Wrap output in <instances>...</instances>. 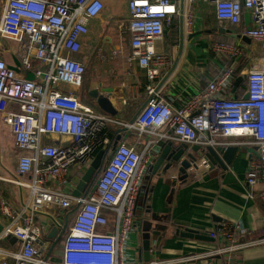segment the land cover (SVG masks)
I'll use <instances>...</instances> for the list:
<instances>
[{
    "label": "built area",
    "instance_id": "2783aa9c",
    "mask_svg": "<svg viewBox=\"0 0 264 264\" xmlns=\"http://www.w3.org/2000/svg\"><path fill=\"white\" fill-rule=\"evenodd\" d=\"M195 1L128 0L127 60L137 61L147 75L145 105L130 123L97 112L74 91L82 86L87 69L86 62L76 57L81 38L104 9L103 0H5L0 35L18 42L20 48L19 65L0 59V114L16 146L26 152L18 163V173L26 178L13 182L28 189L29 198L16 216L0 196V212L11 218L0 240L11 235L19 242L15 249L0 247L1 264H178L185 259L226 258L264 243V237L246 239L245 227L222 221L209 234L215 245L203 254L138 261L128 253L133 235L141 231L136 208L143 177L161 141L227 147L230 137L252 136L259 154L250 157L246 181L251 187L263 186L256 196L264 207V0H200L214 5L220 21L238 24L243 13L251 15L252 25L244 35L260 43L263 55L245 71L247 98L226 93L237 76L236 64L231 63L206 90L185 106H176L165 99L162 83V70L174 57L159 52L156 42L177 16L191 33L194 12L189 6ZM209 48L220 59L237 58L243 51L237 42H211ZM30 73L33 79L28 78ZM111 124L126 127L144 140L143 145L138 148L121 139L88 193L75 197L81 177H65L73 166L80 167L82 176L97 150L112 146L107 133ZM53 137L58 139L49 142ZM52 205L78 209L62 237L57 261L50 257L49 243L34 222L37 212ZM112 213V230L100 231Z\"/></svg>",
    "mask_w": 264,
    "mask_h": 264
},
{
    "label": "crops",
    "instance_id": "0c3cea01",
    "mask_svg": "<svg viewBox=\"0 0 264 264\" xmlns=\"http://www.w3.org/2000/svg\"><path fill=\"white\" fill-rule=\"evenodd\" d=\"M4 2L5 0L0 6V14ZM103 3L101 14L89 22V31L81 38V52L76 55L87 66L79 93L88 92L89 95L92 88L110 89L111 102L118 111L114 117L121 122H129L146 102L147 75L137 61L127 60L131 53V37L125 27L130 18L128 0H103ZM120 3H124L123 12L119 9ZM189 7L194 12L191 33L185 29L182 17L177 16L174 24L165 30L163 38L156 42L159 52L174 57L172 64L162 70L165 99L176 106H185L197 93L206 90L210 82L221 75L225 65L231 63L236 64L237 76L230 82L226 93L245 96L246 78L242 81L239 78L245 76L247 68L259 63L263 55L260 43L244 35L245 29L252 25L251 15L243 13L241 21L232 24L216 18L215 7L211 2L197 0ZM211 42H237L241 44L243 51L237 58L220 59L209 48ZM19 48L18 42L0 35V59L10 66L18 65ZM84 82L87 84L86 88ZM81 99L97 112L106 114L95 105L91 97L89 99L92 103L84 96ZM122 128H117L115 136L121 135V139L141 148L144 140ZM57 139L53 137L48 141ZM164 142L166 141H161L159 145ZM226 142L228 146L239 149L228 171L218 166L212 168L201 160L197 168H189L187 177L181 179L178 178L176 169L167 172L160 169L159 174H152V165L158 151L156 152L144 174L136 208L140 226L149 222L153 229L159 231L158 235H151L150 260L161 261L205 253L215 245L214 240L182 236L178 230L190 228L211 239V230L222 221L245 227L248 231L246 239L264 237V207L256 196L263 186L258 184L251 187L246 181L250 157H258V147L250 135L233 136ZM24 153V150L16 146L13 133L0 114V196L8 201L16 216L21 214L29 198L28 189L13 182L26 178L18 173L19 157ZM81 174L80 167L73 166L65 178L76 180ZM227 174H231L232 178H227ZM69 210L52 205L34 215V222L40 226L43 240L49 243L48 253L55 261L59 260L63 239L52 247L51 232L56 225L61 228L63 224H67L68 227ZM109 217L112 222V214ZM10 222L11 218L0 212V232ZM107 227L102 226L99 230L113 228ZM132 239L128 249L129 256L138 261H146L141 231L135 233ZM18 245L19 242L12 238L0 240V247L4 249H15ZM178 264H264V243L245 248L226 258L185 259Z\"/></svg>",
    "mask_w": 264,
    "mask_h": 264
},
{
    "label": "water",
    "instance_id": "95a60500",
    "mask_svg": "<svg viewBox=\"0 0 264 264\" xmlns=\"http://www.w3.org/2000/svg\"><path fill=\"white\" fill-rule=\"evenodd\" d=\"M197 35V34H196ZM19 65V63H18ZM29 79H33V74H28ZM246 76L240 77L239 81L245 79ZM111 90L108 88L97 89L92 88L89 90V97L94 100L95 105L104 113L114 117L117 115L118 111L111 102L110 99ZM244 98H247V94H245ZM145 105V104H144ZM143 105V106H144ZM143 108V107H142ZM141 108V109H142ZM140 109V111H141ZM139 111V112H140ZM137 113V115L139 114ZM137 115L129 121L130 123L134 122ZM126 130V127L122 128ZM121 131V130H120ZM121 140V135L114 140L112 146L106 150L102 149L98 151L90 163L89 168L87 171L81 176V179L76 185L75 190L73 191V195L75 197H79L81 195H86L88 193L89 187L95 181L96 175L101 171L103 163L105 161L106 156L109 159L112 152L115 150L118 142ZM238 147L235 146H201L198 144L190 146L186 143L175 144L173 141H166L164 142L158 150L156 155V159L152 165V174H159L160 169L163 171H174L175 169L178 171V178H186L187 177V170L191 167H198V163L203 160L206 162L210 167L218 166L225 171H228V167L232 163L235 155L238 152ZM108 154V155H107ZM227 178H232L231 174H227ZM67 228V224H63L60 228V225H56L53 227L51 236L53 238V246L54 247L62 238L64 231ZM178 232L182 236L195 238L199 240H214L209 239L207 236H204L199 231L193 229H185L183 231ZM159 231L153 229V226L149 222H145L143 226L141 225V235L143 239V246L142 248L145 250V260H150V252L152 249L151 245V235H158ZM13 239L15 237L9 235L7 239ZM16 240V238H15ZM215 241V240H214Z\"/></svg>",
    "mask_w": 264,
    "mask_h": 264
},
{
    "label": "trees",
    "instance_id": "16d2710c",
    "mask_svg": "<svg viewBox=\"0 0 264 264\" xmlns=\"http://www.w3.org/2000/svg\"><path fill=\"white\" fill-rule=\"evenodd\" d=\"M115 118V117H114ZM116 119V118H115ZM117 120V119H116ZM119 121V120H118ZM119 127H121V126H118V125H109L108 126V128H107V133H108V136L110 135V136H115V131L117 130V128H119ZM109 136V137H110ZM115 137H117V135L115 136ZM115 137H110L111 138V140H112V142H114V140H115ZM98 151H100V149H98L97 150V152ZM108 155V154H107ZM108 156H106V158H105V161H104V163H103V166H102V168H101V170L105 167V165H106V163H107V161H108V158H107ZM100 173V172H99ZM99 173L96 175V177H95V179L97 178V176L99 175ZM77 208H72V209H70L69 210V213L70 214H68V217H67V219H68V222H69V225L71 224L72 225V223H73V221H74V218H75V215H76V213H77ZM68 225V227H70ZM67 227V228H68ZM69 229V228H68Z\"/></svg>",
    "mask_w": 264,
    "mask_h": 264
},
{
    "label": "rangeland",
    "instance_id": "374dc122",
    "mask_svg": "<svg viewBox=\"0 0 264 264\" xmlns=\"http://www.w3.org/2000/svg\"><path fill=\"white\" fill-rule=\"evenodd\" d=\"M3 1H4V0H0V6L2 5ZM119 9L123 12V9H124V3H120ZM86 85H87L86 82H84V86H85L84 88H86ZM80 90H81L80 88H76L74 91H75L76 94L79 95V91H80ZM88 101L92 103V101H91L90 99H88ZM114 217H115V213H112V221H113V218H114ZM109 225L112 227V226H113V223L110 221V223H108L107 226H109ZM107 226H106V227H107ZM111 227H107V228H111ZM111 229H112V228H111ZM111 229H109V230H107V231H110ZM105 231H106V230H105ZM107 231H106V232H107ZM13 241H15V238H13ZM59 242H60V241H59ZM59 242H58V243H59Z\"/></svg>",
    "mask_w": 264,
    "mask_h": 264
},
{
    "label": "flooded vegetation",
    "instance_id": "af4514ba",
    "mask_svg": "<svg viewBox=\"0 0 264 264\" xmlns=\"http://www.w3.org/2000/svg\"><path fill=\"white\" fill-rule=\"evenodd\" d=\"M85 93V92H84ZM84 93H79V97L81 98V96L83 97H85V98H88L89 99V95H88V92L86 93V94H84Z\"/></svg>",
    "mask_w": 264,
    "mask_h": 264
}]
</instances>
